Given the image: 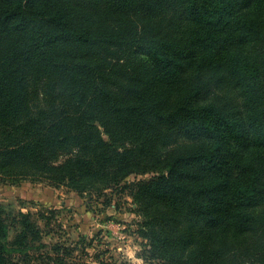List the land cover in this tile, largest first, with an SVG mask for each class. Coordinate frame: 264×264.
<instances>
[{
  "label": "trees",
  "instance_id": "16d2710c",
  "mask_svg": "<svg viewBox=\"0 0 264 264\" xmlns=\"http://www.w3.org/2000/svg\"><path fill=\"white\" fill-rule=\"evenodd\" d=\"M178 9L184 37L163 22ZM69 46L91 56L65 54ZM143 46L147 61L125 62L124 50ZM263 53L264 0H0V173L126 193L153 259L228 264L231 235L264 233L254 214L264 210ZM231 86L245 111L222 94ZM174 133L206 140L167 152ZM147 174L156 176L127 181ZM13 224L9 244L0 209V264H24L8 245L40 240L30 214ZM255 258L264 264V247Z\"/></svg>",
  "mask_w": 264,
  "mask_h": 264
},
{
  "label": "rangeland",
  "instance_id": "374dc122",
  "mask_svg": "<svg viewBox=\"0 0 264 264\" xmlns=\"http://www.w3.org/2000/svg\"><path fill=\"white\" fill-rule=\"evenodd\" d=\"M183 11H170L163 18V22L178 36L184 37L189 24ZM64 52L83 59L91 56L87 48L78 46L66 47ZM251 52L252 50L249 54ZM121 54L125 62L135 65L144 63L149 57L146 46L126 49ZM44 92L42 83L35 97L38 105L45 101ZM224 93L236 110L245 111L243 103L247 98L238 88L231 86L222 94ZM248 111L250 112L249 109L246 110ZM259 111L263 118L264 110ZM205 140L174 133L166 151L192 150ZM154 176L156 174L134 175L127 181L150 180ZM98 186L83 183L56 188L45 179H24L15 174L0 173V209L4 210L11 225L6 242L11 244L14 241L16 228L13 219L20 213L30 214L32 220L41 228L40 240L33 242L28 248H16V252H13L14 248L8 245L7 252L12 260L36 264L41 257L61 255L66 261L77 264H162L160 260L152 258L148 241L139 235L144 219L135 212L138 208L132 199L126 193L114 190L100 192ZM107 200H111L110 206L105 205ZM254 214L258 219H264L263 209L255 211ZM228 243V264L231 261L237 264H257L255 255L263 250L264 233H253L247 238L231 235ZM217 244L224 246L221 236ZM57 246L63 248L59 250ZM193 250L195 249H189L186 256L191 255ZM240 251L246 257L234 260L232 257L240 254Z\"/></svg>",
  "mask_w": 264,
  "mask_h": 264
}]
</instances>
